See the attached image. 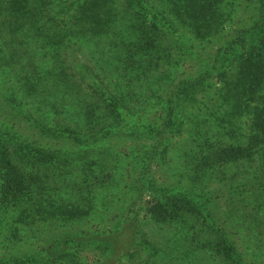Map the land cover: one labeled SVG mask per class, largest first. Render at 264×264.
Here are the masks:
<instances>
[{"label":"trees","instance_id":"16d2710c","mask_svg":"<svg viewBox=\"0 0 264 264\" xmlns=\"http://www.w3.org/2000/svg\"><path fill=\"white\" fill-rule=\"evenodd\" d=\"M263 5L0 0V264H92L79 257L85 252L97 256L93 264H264ZM237 10L248 20L233 23ZM220 32L229 37L201 57ZM254 32L262 34L256 45ZM236 48L240 60L227 68ZM187 60L192 75H175ZM161 96L150 151L169 152L173 168L189 158L194 173L210 170L235 189L227 210L237 213L223 222L237 226V242L197 223L190 202L206 196L197 174L160 179L158 198L143 209L154 225L147 232L136 211L119 207L108 218L124 186H135L124 185L132 167L119 146L137 143L143 133L131 120ZM179 124L173 135L165 130Z\"/></svg>","mask_w":264,"mask_h":264},{"label":"rangeland","instance_id":"374dc122","mask_svg":"<svg viewBox=\"0 0 264 264\" xmlns=\"http://www.w3.org/2000/svg\"><path fill=\"white\" fill-rule=\"evenodd\" d=\"M242 1H250L251 3V9L253 11H255L257 9L256 6H258L261 3V0H242ZM264 7V5H263ZM241 12V11H239ZM238 10L236 11V16L233 20V23H236L237 21H247L248 20V13L247 15L245 14H239ZM227 33V32H226ZM228 34V33H227ZM229 37L224 34V32H220L217 36H215L213 38V40L210 42H207L201 50V57L207 53H214L215 49H217L218 47H221L220 45H222L224 43V41ZM262 34L260 35L257 32H254V34L252 35V37L250 38L249 42L250 43H256L258 44L259 41L261 40ZM253 44V45H254ZM255 44V45H256ZM242 50H238V48L233 49L232 51H230L229 54L225 55L228 60L226 63H224L226 65V67H230V66H234L235 63L237 61L240 60V56L242 54ZM205 57V55L203 56ZM194 60H187L186 62H181L179 64V66L177 67L178 69L175 72V75L177 74V72H182L184 75H192L193 72V65L192 62ZM196 74V73H195ZM194 74V75H195ZM181 76V75H180ZM221 76V74H216L214 75V78L212 79L213 85L210 88V90L214 89L217 87L218 83H219V77ZM211 83H207V84H211ZM207 88V87H206ZM209 90V88H207ZM199 95L196 96V99H198ZM156 101H159V103L156 105V107L148 112V114L145 116H141V117H137L134 120H131L132 123L137 124V130L139 132L142 131L143 135L140 134V138L137 141V143H135V141L132 142H125L124 146H119V149L121 152L125 153V156H127V161H128V167H132V172H128V170H126V175H125V183H131L134 182L135 186H130L129 188H127L126 186H124L125 192L123 191L122 194L118 195L117 198L121 197V201L119 202H113L111 204V211L109 213H107L108 218H114V216L116 214L119 213L120 208L122 207V210L124 212V209L126 211L132 210V211H136L138 213L139 219L141 221L140 223V229L142 230V232L144 231H148V229L150 227H154L153 224L151 223H147L144 222L145 221V216H144V208L146 207V205L148 204L149 201H152L151 199L154 198H158V183L161 182V178L163 177H167V178H176V177H182V176H189V175H193V174H197L195 175L196 179L199 180V178H201V180H203L204 182V190L203 192L205 193L206 196H201V197H197L194 198L191 202L190 205L194 208L196 216H197V223L202 225L203 227H205L204 225H206L209 228H212L214 230V228H221L222 230H225L224 234H226L228 236V238L232 241V242H237L239 239L238 237L240 236V231H238V229L236 228L237 226H235L234 228V224H228V223H224L223 220L227 219L228 217L235 215V213H237V210L235 211H228L227 207L229 206H233V202H237L239 198H236L237 195L235 194V189L234 188H228V182L224 181L221 178L220 175H217L216 173H212V171L208 170V171H204L200 166H195V167H200V169L198 170L197 173L193 172L194 167L192 165H189L188 163L193 164V162H191L189 160V158H184V160H181V158H179V164L173 168V167H169L168 162L170 160L169 158V152H167L165 155L164 154H160L157 153L158 151H150V144H151V137H152V128L158 124L162 114L165 111V106L164 105V99L162 98V96L157 99ZM155 100L152 102V105L149 107H153ZM186 102V103H185ZM185 108L188 107V104L190 103L189 101H185ZM183 103V105H184ZM180 114H177L176 116H178ZM182 115L179 116V118H181ZM175 122V121H174ZM176 123V122H175ZM178 124V123H177ZM176 125V124H175ZM180 126L181 124L177 125L176 127L173 126L171 129H165L166 131H170V134L173 135L174 134V130H180ZM149 129L151 130V132H149ZM168 136V135H167ZM172 138H170V140H172ZM176 138H174L173 140H175ZM138 145V147L136 145ZM142 147V148H140ZM178 147V148H177ZM175 146V148L179 149V146ZM137 149H141V150H137ZM174 153L176 155H178L177 152H171ZM144 154V156H142ZM180 157V156H179ZM194 165V164H193ZM164 168H170L171 170L166 171L164 170ZM136 170L142 173H140L138 176V181L135 180L136 175L135 172ZM219 171H217L218 173ZM129 173V174H128ZM206 181V182H205ZM152 182L154 184V187H150L149 183ZM181 183H184V181H181ZM191 185V183H187V187H189ZM136 187H140L141 190L139 192V194L137 196H135V192L134 189ZM157 188V189H156ZM237 192V191H236ZM250 193V192H248ZM120 196V197H119ZM250 196H252V194H250ZM252 198H250L251 200ZM238 206V205H237ZM120 207V208H119ZM240 207V206H239ZM132 211H131V215H132ZM212 211V212H211ZM239 211V210H238ZM191 211L189 210H185L184 214H188ZM209 213V215H208ZM215 215V216H214ZM204 224H202V223ZM85 223V221H84ZM88 224H93V226L95 225L96 227L99 226V222L98 223H85V225ZM92 226V227H93ZM221 226V227H220ZM157 227L159 228V230L157 229V231H159V233L164 236L166 235V228L167 226H162L160 224H157ZM156 228V227H155ZM218 228V229H219ZM237 233V234H236ZM153 236V234H150L148 238H151ZM154 238H158V237H154ZM143 238L139 237L138 238V248H140L139 254H142L143 248L145 243L144 240H142ZM176 243L181 242L180 239L177 237L175 239ZM168 245H165V248H167ZM171 247V246H169ZM147 248V247H145ZM146 253L150 255L149 251L147 249H145ZM197 250L195 251H191L188 253V256L186 257V259L188 260H192L195 255H196ZM143 253H145L143 251ZM145 255V254H144ZM79 257H84V261L85 263H94L95 259L97 258V256L95 254H93L92 252H85V254L83 255V253L79 256ZM204 264H207L206 262Z\"/></svg>","mask_w":264,"mask_h":264}]
</instances>
